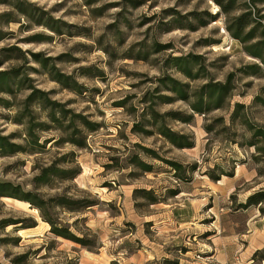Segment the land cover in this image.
Instances as JSON below:
<instances>
[{"label":"rangeland","instance_id":"1","mask_svg":"<svg viewBox=\"0 0 264 264\" xmlns=\"http://www.w3.org/2000/svg\"><path fill=\"white\" fill-rule=\"evenodd\" d=\"M2 73L0 264H264V198L239 208L264 192V0H0ZM229 74L221 108L194 113Z\"/></svg>","mask_w":264,"mask_h":264},{"label":"trees","instance_id":"2","mask_svg":"<svg viewBox=\"0 0 264 264\" xmlns=\"http://www.w3.org/2000/svg\"><path fill=\"white\" fill-rule=\"evenodd\" d=\"M235 38H237V37L235 36ZM250 55L255 57V58H258L261 62L263 61L259 54L250 53ZM183 73L187 77H190V75H191L189 70H184ZM1 75L4 76L5 74L2 73V74H0V76ZM0 78L4 79V77H0ZM232 78H233V75L229 74L224 83H213V84L209 83V84L202 86L196 95L195 103L190 106L191 110L196 114H204L205 111H208V110L220 109L223 98H225V97L227 98V96L230 95V92L232 90ZM172 91L174 93H176L182 101L188 100V95L185 93V91L183 89L177 88V89H174ZM241 108H243V106L241 104H239V103L234 104V112L232 113L231 119H230L231 124H233V122H234L237 111H239V109H241ZM188 120H189V118H185V119L181 120V122L187 123ZM241 125H243L248 130L252 131V129H253L248 124V122H246L245 118H242ZM135 128H137V126H135ZM158 133L163 138H165L169 143H171L173 146H175L179 149L192 148V144L187 142L185 136L176 134V133L170 131L169 129H167L163 126L158 129ZM258 136H260L264 139V132L263 131L261 132L259 130H254L253 138L258 137ZM6 141H7L6 138H0V148H2L4 146V144H2V142H6ZM250 143H252V144H250ZM250 143L248 145L255 146V144L253 142H250ZM78 147H80V146H78ZM262 151H263V149H262ZM168 165L175 172L174 177L181 182H190V180H191L190 174L192 175L198 169L196 164L189 166V167H182L181 164H178L176 162H168ZM143 167H145V169H147L144 164H141V169H144ZM144 171H148V170H144ZM57 172H58V170H53V167L43 169L41 174L38 177H36V179L37 180H44V179H47L49 176L56 175ZM75 175H77V174H75ZM205 175L210 180L215 181V182L219 181L221 176L232 177V174L215 175L214 169L207 170L205 172ZM11 188H13V187L8 183H0V191L1 190L4 191L7 189H11ZM14 189H17V188H14ZM141 193H145V192H141ZM175 195H177V192L173 191L171 193V196L173 197ZM263 198H264V192L263 191L255 193V194L249 196L246 199V202L244 204H240L239 208L247 209L250 206H257L260 203H262ZM22 199L24 201L29 202L30 204L35 205L38 208H40V206H38V204H36V202H35L38 199L36 195L26 193V194H24ZM148 201L150 204L156 203L152 199L148 200ZM67 203L76 204L77 202L75 203L73 201L68 200ZM80 203H82V204L80 205V207L78 209H86L88 207H92L93 205H95L94 203L87 202V201H85V202L82 201ZM70 211H78V210H76L74 208V210H70ZM259 211H260L261 215H263V211L261 209H259ZM46 222L50 225V232L52 234H54L57 238H61L63 240L64 239L69 240V241H72L73 243H76V244H79L82 246L86 245V244H84L83 240L76 238L75 236L70 234L68 232V230L57 228L54 224H52L48 220H46ZM44 225L48 228V225H46V224H44ZM5 226H4V223L0 222V228L1 229H3Z\"/></svg>","mask_w":264,"mask_h":264}]
</instances>
